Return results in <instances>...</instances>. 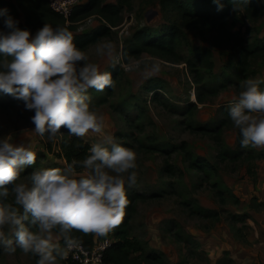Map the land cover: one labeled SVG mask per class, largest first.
<instances>
[{
    "label": "rangeland",
    "instance_id": "obj_1",
    "mask_svg": "<svg viewBox=\"0 0 264 264\" xmlns=\"http://www.w3.org/2000/svg\"><path fill=\"white\" fill-rule=\"evenodd\" d=\"M193 1L206 17L182 18L172 4L160 0L122 5L108 34L82 48L89 62L110 72L114 82L103 92L90 89L88 102L105 117V132L136 153L137 183L127 189L124 218L128 236L158 251L155 264H264V148L237 143L228 111L245 79L260 80L264 91V0L245 12L244 0H235L236 17L224 5H219L223 14L216 15L210 2ZM24 4L0 0V11L6 10L17 27L33 37L45 23L71 33L106 24L97 13L73 21L36 14L26 23ZM169 27L175 31L179 61L147 52L123 55L124 65L128 58L159 61L161 72L151 79L126 66L112 67L96 54L98 43L112 41L122 53V43L133 31L154 36ZM241 46L249 53L245 70L239 64ZM33 115L22 101L0 92V139L30 146L37 154L36 170L63 169L59 142L69 136L67 130L62 128L55 139L40 136L34 131ZM83 140L91 146L99 136L90 132ZM29 166V172H24L27 166L21 170L18 183L28 181L34 164ZM12 201L11 191L6 200L0 197V204ZM25 224L36 231L28 221ZM37 259L19 248L12 255L0 252V264H36Z\"/></svg>",
    "mask_w": 264,
    "mask_h": 264
},
{
    "label": "clouds",
    "instance_id": "obj_2",
    "mask_svg": "<svg viewBox=\"0 0 264 264\" xmlns=\"http://www.w3.org/2000/svg\"><path fill=\"white\" fill-rule=\"evenodd\" d=\"M233 3L236 11L235 0ZM0 17L8 29L0 31V92L34 111L30 119L40 136L55 139L62 135V128L79 139L90 132L99 136L83 159L65 162L63 169L35 170L27 182L19 183L21 170L35 164L37 154L30 146L0 139V197L6 200L10 191L13 196L12 203L0 204V247L9 255L17 248L31 253L38 258L36 264H59L79 247L74 233L107 236L121 225L129 203L127 189L137 183V156L105 132V117L90 108L89 90L103 92L114 87V82L110 72L89 62L88 55L74 43L73 34L66 27L45 23L33 37L17 27L6 10L0 11ZM95 51L112 67L126 66L145 80L161 72L156 60L144 63L128 58L126 65L121 64L123 54L112 41L98 43ZM260 83L252 78L242 81V90L228 110L242 148H264Z\"/></svg>",
    "mask_w": 264,
    "mask_h": 264
},
{
    "label": "trees",
    "instance_id": "obj_3",
    "mask_svg": "<svg viewBox=\"0 0 264 264\" xmlns=\"http://www.w3.org/2000/svg\"><path fill=\"white\" fill-rule=\"evenodd\" d=\"M26 4L25 19L26 23L31 21V17L34 15H40L41 17H55L61 16L58 13L52 11L47 0H20ZM210 2L211 8L216 15H222L219 5H224L227 12L233 16H237L238 11H234V5L231 0H218L214 3L213 0H202ZM163 5L172 4L180 13L182 18H189L190 20H200L204 16L202 7L193 0H160ZM213 2V3H212ZM130 0H116L115 2H106L103 0H82L76 3L71 12L61 19L73 21L84 15L90 13H97L106 22L99 24L89 31L72 33L74 37V43L78 48L82 50L86 45L98 40L102 36L108 34L110 26L115 25L120 15V8L122 5H128ZM24 4V5H25ZM245 11L254 10L259 5V0H245L241 2ZM237 7V6H236ZM30 19V20H29ZM7 30L4 23L0 20V31ZM141 52H147L152 55H158L169 59L170 61L177 62L180 60V55L175 46V31L173 27H169L165 31L154 36L146 34L142 29H137L131 33V35L122 43V53L124 58L128 55H138ZM248 51L241 46L239 50V64L240 68L246 69L248 61ZM199 78H195L196 82H199ZM197 101L201 98L199 95H195ZM194 105V104H192ZM236 141L240 145L241 137L239 130L237 129ZM79 145V147H77ZM90 144L76 137L68 136L61 138L59 142L60 154L63 156L65 162H71L73 159H83L88 153ZM27 166L24 170L25 173L29 172ZM36 170L35 164L31 167ZM75 236L84 244L89 245L93 242V239L100 236L82 235L80 233H74ZM108 235H111L113 240L107 247L104 253V259L112 262V264H155L158 262V251L149 247L147 242L142 241L136 237L128 236L127 233V221L123 218V221L119 227L114 229ZM63 241H60L62 243ZM0 247V252L2 251Z\"/></svg>",
    "mask_w": 264,
    "mask_h": 264
},
{
    "label": "built area",
    "instance_id": "obj_4",
    "mask_svg": "<svg viewBox=\"0 0 264 264\" xmlns=\"http://www.w3.org/2000/svg\"><path fill=\"white\" fill-rule=\"evenodd\" d=\"M76 1L77 0H47V4L52 11L67 18L71 9L76 4ZM112 240L113 238L111 235L96 237L89 245H84L79 240V247L70 250L67 259L62 261L70 264H112V262L104 259V253ZM59 244L61 248L65 247L63 242Z\"/></svg>",
    "mask_w": 264,
    "mask_h": 264
}]
</instances>
